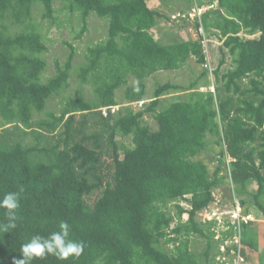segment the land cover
I'll list each match as a JSON object with an SVG mask.
<instances>
[{"label": "trees", "instance_id": "1", "mask_svg": "<svg viewBox=\"0 0 264 264\" xmlns=\"http://www.w3.org/2000/svg\"><path fill=\"white\" fill-rule=\"evenodd\" d=\"M55 1L0 0V116L9 125L0 130V264H211L232 250L243 256L240 264L249 261L247 251L259 247L255 221H241L238 231L229 225L215 239L216 219L199 214L213 202L223 169L243 214L251 202L264 214V0H192L216 2L194 22L204 38L222 41L214 90H200L212 83L203 35L155 39L151 29L166 16L147 0H59L83 28L95 13L108 30L77 73L94 99L79 90L58 112L47 103L70 85L76 51L71 46L44 81L47 46L34 20L39 7L54 21ZM227 55L232 66L220 72ZM191 57L205 68L199 78L187 86L157 83L146 97L147 76ZM148 113L156 129L145 122ZM117 136L131 137L130 145ZM208 136L219 147L212 172L197 157ZM237 234L239 242L222 251ZM192 236L206 240L201 254L191 250Z\"/></svg>", "mask_w": 264, "mask_h": 264}, {"label": "rangeland", "instance_id": "2", "mask_svg": "<svg viewBox=\"0 0 264 264\" xmlns=\"http://www.w3.org/2000/svg\"><path fill=\"white\" fill-rule=\"evenodd\" d=\"M62 3L57 0L54 3L56 8L55 20L51 21L50 19L42 17L41 8L34 9V20L38 22V30L42 34L47 50L44 52L43 57L45 58L47 65L43 72V80H47L50 76L54 75L57 71V63L60 66H63L65 61L68 58V55L71 50V46L75 48V55L72 59L73 69L70 73L69 83L70 85L61 91L59 94L53 96L51 100L47 103V109L54 110L58 112L63 105V102L68 97H73L77 95V91L81 90L84 93L86 99H94L89 85H81L78 81L77 73L79 67L85 64L86 54L88 47L94 46L107 38L108 30V20L106 17H99L95 13H91L88 16L87 23L83 28L84 24L77 13H71L67 10H61ZM148 5L151 8L158 10L160 13L166 17H159L157 24L151 29V33L155 39L160 42L167 43L174 40H183L197 38L198 32L194 25L193 18L200 13L196 7L193 8L195 2L192 0H148ZM191 11V13L189 12ZM184 13L188 17H184ZM14 29L20 30V27H15ZM205 32V31H204ZM203 32V33H204ZM213 32V30H211ZM244 35V34H243ZM252 37V36H251ZM206 46V56H207V69L208 77L211 80L209 87H203L200 90L211 89L214 90L213 84V74L212 71L218 68V65L221 60V51L220 47L222 41L212 35ZM232 66V58L227 55L225 58V63L220 67V72L226 71L229 67ZM205 68L199 64L195 57H191L188 61L179 69L173 70H158L147 76L144 80L146 83V97H152L155 86L157 83H174L182 86L189 85L190 82L200 77L201 73ZM129 84L134 83V78L129 77ZM125 86L119 88L116 91L117 99L123 97V91ZM174 96L169 95L166 99H172ZM162 100L160 106L157 109H161L166 103L167 100ZM149 101V99H147ZM141 102L134 101V109L141 108ZM127 105L129 103H126ZM120 105L114 107L118 109ZM36 114V113H35ZM43 115V114H36ZM145 122L151 127V129L157 128V122L152 114H146L144 117ZM9 126L4 124L0 116V130L3 127ZM11 127V126H10ZM119 144L130 145L131 137L122 138L117 136ZM207 148L203 150L197 157L202 159L208 166L210 172H212L219 161L218 150L219 147L210 142L213 138L208 136ZM27 142L31 143L34 140L31 136L26 137ZM226 168L228 160H225ZM224 175L225 178L223 183L214 189L213 191V202L210 204L209 208L199 214V219L210 220L216 219V224L214 225L216 235L215 239L221 237V231H228L229 225H235L237 221L233 216L238 213L237 203H239V198L236 197L233 191V184L230 177L228 176L227 169H223L220 173ZM255 185H251L249 189L254 190ZM183 203V202H182ZM185 203V202H184ZM241 215L243 216L244 207L241 205ZM249 211L248 215L251 216L249 220L256 222V233L259 247L257 251L248 250L249 261H246L244 264H262L261 256L264 255V214L262 211L253 204L249 203L247 206ZM212 212H215L213 216ZM184 218L187 217V214L183 215ZM248 220V221H249ZM237 231L239 226L236 225ZM238 240V239H237ZM190 248L197 254H201L205 250L206 240L200 236H192L189 240ZM235 242L234 239L227 238L225 244L220 247L222 251L225 250L226 246ZM237 243V242H236ZM168 250H171L173 245L171 243L165 245ZM225 254V259L217 255L214 262L211 264H218L216 259L219 261L224 260V264H230L231 260H236L235 254ZM215 254V250L212 249L211 255ZM205 258H201V261L204 262Z\"/></svg>", "mask_w": 264, "mask_h": 264}, {"label": "built area", "instance_id": "3", "mask_svg": "<svg viewBox=\"0 0 264 264\" xmlns=\"http://www.w3.org/2000/svg\"><path fill=\"white\" fill-rule=\"evenodd\" d=\"M216 3V2H215ZM215 3H213V4H210V5H208L207 7H196L197 9H198V11L201 13L203 10H205V9H207V8H214L215 7ZM200 13H198V14H200ZM199 33L201 34V35H203V38H202V44H203V46H204V51L206 52V46H207V40H206V38H204V33H203V28H202V26H200L199 27ZM208 66V64L207 63H205L204 64V67H207ZM141 104V103H140ZM238 205L236 206L237 207V210H238V213L237 214H235V212H234V218L237 220V221H235L236 222V224L234 225V227L236 228L237 226L236 225H240V222L241 221H244V222H247L250 218H251V216L250 215H248V214H243V216L241 215V209H240V203H237ZM212 214H213V216H215L216 214H215V212H212ZM238 239V240H237ZM234 240H235V242H239V235L237 234L235 237H234ZM223 246V245H222ZM232 254H235V255H237L236 256V260H232V262L230 263V264H240L243 260H244V258H243V256L240 254V251L239 250H237V251H233L232 250ZM223 258H224V260H226L225 259V257L224 256H222Z\"/></svg>", "mask_w": 264, "mask_h": 264}, {"label": "crops", "instance_id": "4", "mask_svg": "<svg viewBox=\"0 0 264 264\" xmlns=\"http://www.w3.org/2000/svg\"><path fill=\"white\" fill-rule=\"evenodd\" d=\"M147 4H148V0H147ZM208 5H210V4H205V5H198L196 2H195V5L193 6V8L194 7H207ZM149 6V5H148ZM150 7V6H149ZM215 7H216V3H215ZM214 7V8H215ZM151 8V7H150ZM151 9H154V8H151ZM207 9H209V8H207ZM207 9H205V10H207ZM156 10V9H155ZM205 10H203L200 14H202ZM190 13H191V11H189ZM186 14H188V13H184V17H188ZM200 14L199 15H196V17H194L193 18V20H194V22H195V20H196V18L197 19H200ZM199 16V17H198ZM197 30V32H198V37L201 35L200 33H199V27L196 29ZM203 32H204V30H203ZM153 35V34H152ZM155 38V37H154ZM206 40H207V42L209 41V39L208 38H206ZM201 42H202V39H201Z\"/></svg>", "mask_w": 264, "mask_h": 264}, {"label": "clouds", "instance_id": "5", "mask_svg": "<svg viewBox=\"0 0 264 264\" xmlns=\"http://www.w3.org/2000/svg\"><path fill=\"white\" fill-rule=\"evenodd\" d=\"M142 103V101H140Z\"/></svg>", "mask_w": 264, "mask_h": 264}]
</instances>
